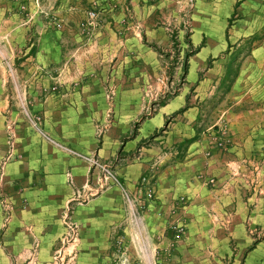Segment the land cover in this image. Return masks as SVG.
Masks as SVG:
<instances>
[{"label":"crops","instance_id":"obj_1","mask_svg":"<svg viewBox=\"0 0 264 264\" xmlns=\"http://www.w3.org/2000/svg\"><path fill=\"white\" fill-rule=\"evenodd\" d=\"M94 2L104 10L94 26L83 30L85 10ZM13 4L0 0V46L4 39L11 52L17 36ZM162 4L58 0L60 27L43 32L28 47V65L13 80L19 92L5 94L0 78V264H108L118 256L117 240L123 242L120 264L161 259L163 264H223L231 252L209 236L224 226L243 228V183L254 172L260 185L255 184L249 218L264 226V108L251 103V109H241L242 97L233 102L239 90L249 102L264 99V82H256L264 47L247 50L226 84L222 77L230 45L196 32L193 45L199 46L190 56L181 91L141 118L147 98L144 83L134 76L159 66V53L150 44L163 47L169 39L168 28L157 22ZM21 33L27 37V28ZM219 49L226 50L224 56H218ZM213 57L220 63L205 67ZM109 62L115 69L128 68L126 86L114 94L112 105L98 77ZM154 87L159 95L161 88ZM185 104L180 121L167 124L153 143L140 144ZM214 110L220 112L216 127L196 136L195 120ZM138 116L140 126L131 135V121ZM220 120L231 143L224 150L214 140ZM98 127L104 128L100 138ZM88 157L104 164L114 160L116 180L99 178ZM118 188L131 205L124 204ZM229 208L231 221L221 224L217 216ZM179 225L184 234L174 238L168 229ZM209 230L214 232L209 235Z\"/></svg>","mask_w":264,"mask_h":264},{"label":"rangeland","instance_id":"obj_2","mask_svg":"<svg viewBox=\"0 0 264 264\" xmlns=\"http://www.w3.org/2000/svg\"><path fill=\"white\" fill-rule=\"evenodd\" d=\"M12 1L14 2V10L11 11V14L15 15L13 20L17 23V36L13 42L14 45H12V52L5 49L6 42L4 39L0 46V78L4 80L5 83L3 87L5 94H9L10 89H13L14 92L15 90H18L19 92V87L13 83V80L16 79V76L22 75L20 73L21 69L24 70L25 66L28 65L26 63L27 58L30 57V54H28V47L33 42L36 43L39 39V35L43 32H49L50 30H54V28L60 27V17L58 15L59 12L57 8L54 7V4L58 0ZM238 1L239 0H162L163 4L159 5L157 11V22L160 24V26L163 25L164 27L168 28V42L163 47H157L151 42L150 45L154 46L155 50H157L159 53V66L152 73L146 74V72L143 71L142 75L139 76V74L136 73L134 76V79L140 80L141 84L144 83L142 85V91L146 94L147 98L145 102L146 107L144 109L143 115L141 114V118L150 116L153 112H155V109L159 106V104H163L166 99H169L171 96H174L181 91L182 86L186 82L185 78L188 71L190 56L192 52H194V50H196V48L199 46V43L193 45V38L196 32L207 34V36H209L211 39L210 41H221V43L224 45H230V47L228 46V51L232 50V52L229 55V64L225 69L226 73L224 77H222L224 78L223 82L226 84L231 79L232 74L236 69L237 63L239 61L241 62V59H243L247 50L249 51L250 49L256 48L257 46L264 47V0ZM235 2H237L236 5ZM244 2L248 3H246V6L244 5V10L242 11L239 8L243 6ZM93 4H96V2L91 3L85 11L88 12L90 6ZM124 10L126 13L125 19H130V15L132 13L128 12V8L126 6H124ZM25 28H27V37L26 33H24L23 36L21 33L22 29L24 30ZM206 29L207 31H205ZM143 40H145V38H143ZM236 44L239 46L238 48L235 47ZM225 51L226 50L224 49H219L218 56H224ZM208 53L204 55L205 58L208 57ZM233 59L235 60L232 61ZM258 60H261L262 66L260 67L261 69H257L258 72L256 74V82L263 83L264 53L260 58H258ZM217 63H220V61H217V58L213 57L207 60L205 67H211ZM127 70L128 68L115 69L113 63L109 62L105 66V71L102 74L98 73V77L101 78L105 83V90L110 96L108 102L111 105L115 103L112 100L114 94L117 93L120 88H125L126 86V82L128 80ZM227 72L230 77L226 75ZM203 73V71L198 72V77L202 78ZM162 82H165L166 84V86H164L165 93L161 92V90L164 88L162 85H160ZM154 86H158L159 89L161 88L159 95L156 94V87ZM260 87L256 86L255 88L257 90ZM191 92L192 89L189 90V93ZM237 93V98L233 99V102L242 97L243 101H240V104H243L241 109H251V103L253 107L259 106L260 108H264V99L261 102L259 100H255V102H249L248 99H244V92L239 90ZM260 93L263 94V92ZM249 95L251 94L249 93ZM18 104L19 106L21 105L20 108L25 106V102L23 100L18 101ZM217 104H219V100L216 105ZM186 108V104L183 107H178L169 116V118L165 120L163 127L159 128L160 130L158 129L159 131H155L153 134L145 137L140 142V144L147 146L148 144L153 143L156 140L155 137L157 134H162L163 130L167 128L169 123L180 121L181 114ZM206 108L207 107H204L205 110H207ZM6 109H8V106ZM203 114L204 115L200 119L195 120L194 122V132L196 136H198V133L201 134L202 131H211L213 128H215L216 126L214 123L219 119L217 115H220V112L217 110L212 112L205 111ZM110 119L111 117H108L107 121ZM139 119L140 116L131 121V135H133L135 130L140 126ZM221 121L222 120H220L219 123L220 126H222L220 127L221 129H218L217 132L214 131L216 132L214 134V140H217L216 145L224 150L229 147V144L231 143L230 140H228L229 135H226L223 131L225 125H223ZM262 123L264 124V119ZM98 130L99 132L97 135L100 138L101 135H103L104 128L102 129V127H98ZM217 133H220L219 138H217ZM123 138L121 140H124ZM118 154H120V151ZM86 160L93 166H97V170L99 172L98 177L100 178L101 176L104 182L114 180L113 177H109L108 179L105 178V176H108L107 171H109L114 177L115 174H118L116 172L117 169L114 166V160L112 162H108L107 164L99 163L90 157L86 158ZM253 175L254 176L251 177L249 182L243 183L244 190L242 193V212L245 214L243 228L238 230L224 226L223 228H220L217 233L212 235L210 234L213 233L214 230H209V238H211V236L218 238L220 247H226V249L230 250L231 252L230 255H226V258L222 262L223 264H264V226L261 224V221L258 223H251L249 218L251 216L252 210L255 209L254 203H251V196L255 191V184H259L256 172H254ZM68 182L69 184L73 185L70 175L68 176ZM84 187H87V185L84 184L79 188V191H83ZM108 187H110V185ZM261 187L264 186L261 185ZM97 189L99 193L103 190L100 188ZM75 192L77 196V188H75ZM118 192L124 204L127 206L132 204V200L125 195V191H123L122 188H118ZM81 203L82 202H80V204ZM231 213L232 211L230 208L224 209V211L220 212V214L217 216L216 220H218L221 224L226 225L231 221V215H233ZM262 223H264V218ZM168 230L172 231L174 238H180L184 234L183 225H179L175 228L170 227ZM115 248V252L118 254V256L116 257L115 255L113 258H111L112 260L109 261L108 264H120L121 262L119 257L123 253V242L117 240ZM163 261L164 260L161 259L158 264H163ZM64 264H71V262L66 261Z\"/></svg>","mask_w":264,"mask_h":264},{"label":"built area","instance_id":"obj_3","mask_svg":"<svg viewBox=\"0 0 264 264\" xmlns=\"http://www.w3.org/2000/svg\"><path fill=\"white\" fill-rule=\"evenodd\" d=\"M103 10H104L103 5H101V4L100 5L99 4H93L89 8V11L87 12L86 19L84 21H82L81 24H80L82 29L86 30V29H89L92 26H94L96 24L97 20L100 18V15H101ZM107 172H108V176H105L106 179H108L109 177H113L114 180H116L115 177L109 171H107Z\"/></svg>","mask_w":264,"mask_h":264}]
</instances>
